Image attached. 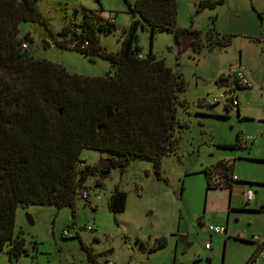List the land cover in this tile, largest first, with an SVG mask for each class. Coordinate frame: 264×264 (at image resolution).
I'll use <instances>...</instances> for the list:
<instances>
[{
  "label": "rangeland",
  "instance_id": "374dc122",
  "mask_svg": "<svg viewBox=\"0 0 264 264\" xmlns=\"http://www.w3.org/2000/svg\"><path fill=\"white\" fill-rule=\"evenodd\" d=\"M199 1L173 0V30L153 32L149 42L145 31L135 32L138 55L144 56L148 48L154 59L179 73L184 82L177 94L184 106L175 110L176 118L184 124L174 130V152L159 159L158 177L148 162L131 160L122 172L108 167L101 177L87 176L83 183L87 201L75 196L72 207L17 206L13 231H20L25 252L12 264H89L86 252L98 260L109 258L113 264H238L241 250L246 247L244 241L248 240H241L242 232L257 228L254 215L236 213L237 218L231 222L238 230L227 240L223 234H208L206 225H223L220 211L228 192L225 188L204 189L201 169L223 159L231 163V173L240 179L237 181L264 177V159L252 158L250 145L221 147L236 143L235 135L249 124L235 114L233 107L224 110L223 98L235 93L238 103L249 112L264 115V0H220L211 8H197ZM37 8L47 19L53 36L74 9H87L103 21L110 19V30L97 31V44L105 52L119 48L129 22L124 0H38ZM174 29L197 34V46L188 45L176 53ZM207 30L228 35V44L206 49ZM25 32L30 39L26 50L33 58L57 63L68 74H111L106 59L56 46L39 36L42 30L35 23L20 22L18 34ZM42 40L48 46L43 47ZM231 70L240 72L249 87L226 91L218 77ZM209 97L217 101L206 102ZM106 157L81 149L75 167L90 168ZM114 186L125 197L123 210L111 214L105 203ZM27 217L32 223L27 222ZM72 224L77 228L75 233ZM86 225L90 230L83 228ZM67 226L70 236L62 239L59 231ZM156 237H163L164 244L148 249ZM203 244L207 247L203 248ZM5 250L6 244H1L0 264H7ZM261 262L264 260L256 257L255 264Z\"/></svg>",
  "mask_w": 264,
  "mask_h": 264
},
{
  "label": "trees",
  "instance_id": "16d2710c",
  "mask_svg": "<svg viewBox=\"0 0 264 264\" xmlns=\"http://www.w3.org/2000/svg\"><path fill=\"white\" fill-rule=\"evenodd\" d=\"M37 1L0 0V245L6 244L7 264L25 252L20 231H13L17 206L72 207L87 176L101 177L108 167L122 172L131 160L148 162L158 177L159 159L174 152V130L184 124L175 116L176 107L184 106L177 96L184 84L180 74L154 59L148 48L139 56L135 44L138 29L147 33L148 42L153 32L173 30V0H124L129 22L114 52L97 44V31L110 30L111 20L74 9L53 36ZM219 2L200 0L197 8ZM20 22L37 24L42 30L39 36L58 47L106 59L111 74H68L57 63L33 58L21 47L30 39L26 32L18 34ZM181 31L174 29L175 44ZM184 32L190 36L188 45L197 46V34ZM204 39L206 49L223 48L229 42L228 35L209 30ZM81 149L103 153L110 160L108 167L76 169ZM201 172L204 189L228 190L230 162L217 160ZM124 197L114 186L106 210L121 212ZM163 244L164 238L157 237L148 249ZM85 256L88 261L95 258L88 252Z\"/></svg>",
  "mask_w": 264,
  "mask_h": 264
},
{
  "label": "crops",
  "instance_id": "0c3cea01",
  "mask_svg": "<svg viewBox=\"0 0 264 264\" xmlns=\"http://www.w3.org/2000/svg\"><path fill=\"white\" fill-rule=\"evenodd\" d=\"M232 72L234 71L231 70L228 73H232ZM223 78L224 77L220 76L218 83H220L221 82L220 80H222ZM231 96L235 99L236 105L231 106L229 103H223V109L226 110L229 108V106H231L233 107L234 112L237 116L241 117L243 120L249 121V124L247 125V129L242 130L240 133L235 135V139L237 140L236 145L238 144L244 146L250 145L251 147L250 149L253 152L252 153L253 155L250 156L252 158L264 159V148L260 152V148L264 146V115L262 114L263 112L261 114H254L252 112H249V110L246 107L238 103L235 93L232 94ZM225 99L228 98H223L222 100ZM246 137H252V139L249 142H247L245 141ZM230 176L233 178L231 179L229 183L230 184L229 188L227 190L228 198L226 200L225 205L222 206L220 211L221 214L224 215L223 225L220 224V226L223 227L222 234L227 240L233 234L232 232L238 230L234 228V226L232 225L233 223L231 222L232 219L237 218L236 213H253L254 215L253 222L257 223V228L255 230H250V231L244 230L242 232L243 235L240 237L241 240L244 238L248 239L247 241H244L246 247H243L244 249L241 250L242 256L239 257L240 259L238 262V264H245V262H247V260L249 259L251 252L254 249V243L251 240H249V237L251 235H255L264 240V188H263L264 177L263 178L256 177L254 179H251L252 181H237L240 179H237V177H235L232 173L230 174ZM238 182H241L240 183L241 185L237 184ZM250 182H255L256 185H253ZM245 189L251 190L252 193L251 199L247 202H243L242 199V193ZM234 191H236L235 194ZM207 233L212 234L209 232ZM222 234H217V235H222ZM90 255L92 256L93 254ZM110 261L113 264L111 259ZM253 264H255V261L253 262ZM259 264H264V263L261 262Z\"/></svg>",
  "mask_w": 264,
  "mask_h": 264
},
{
  "label": "built area",
  "instance_id": "2783aa9c",
  "mask_svg": "<svg viewBox=\"0 0 264 264\" xmlns=\"http://www.w3.org/2000/svg\"><path fill=\"white\" fill-rule=\"evenodd\" d=\"M22 48H26V42L21 44ZM138 56V55H137ZM222 84L225 85V90L231 92L232 90H234L235 88H240V87H248L249 84L246 81V79L242 76V74L238 71H234L232 73H227L226 76H224V78L222 80H220ZM229 100V104L231 106H235L236 105V101L235 99L230 95L228 97ZM205 101L208 103H214L217 101L216 97H209V98H205ZM252 139V137H246L245 141L249 142ZM230 178L232 179L233 177L230 176ZM251 190L249 189H245L242 193V199L243 202H247L251 199ZM87 196H88V191L86 190V188H82L80 189L77 197L82 198L83 200L87 201ZM95 199H97V196L94 197ZM83 228L85 230H90V227L83 226ZM76 226H74L72 224V231L73 233L76 232ZM205 231L212 233V234H222L223 233V228L221 226H216V225H206L205 226ZM69 227H64L59 231V236L62 239H65L67 237L70 236L69 233ZM249 240H251L254 243V249L251 252L249 259L247 260V262H245V264H253V262L255 261L256 257H259L260 259H264V240L259 238L258 236L255 235H251L249 237ZM203 247L206 248V244H203ZM89 264H112L110 259L108 258H103L102 260H98L96 258H93L91 261H89Z\"/></svg>",
  "mask_w": 264,
  "mask_h": 264
},
{
  "label": "water",
  "instance_id": "95a60500",
  "mask_svg": "<svg viewBox=\"0 0 264 264\" xmlns=\"http://www.w3.org/2000/svg\"><path fill=\"white\" fill-rule=\"evenodd\" d=\"M138 30L140 31V29H138ZM189 39H190V36L188 33L180 32L178 35L176 50L178 52L184 51L188 46ZM41 43H42L43 47L48 46V42L46 40H42ZM105 75H106V73L103 74V76H105ZM223 103H229V100L225 99V100H223ZM57 113H59V110H57ZM109 162H110V160L108 158H100L96 163V168L101 169L104 167H108ZM27 222L32 223V220L30 217H27Z\"/></svg>",
  "mask_w": 264,
  "mask_h": 264
}]
</instances>
